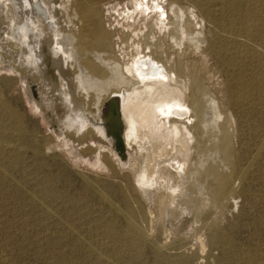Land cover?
I'll list each match as a JSON object with an SVG mask.
<instances>
[{
  "label": "rangeland",
  "instance_id": "obj_1",
  "mask_svg": "<svg viewBox=\"0 0 264 264\" xmlns=\"http://www.w3.org/2000/svg\"><path fill=\"white\" fill-rule=\"evenodd\" d=\"M60 1L53 0L57 7ZM169 1L98 5L109 28L129 35L125 59L156 45L233 118L235 194L220 214L202 215L201 224L184 215L169 236L158 226L151 230L128 167L91 164L102 160L107 143L75 141L56 114L34 106L43 103L27 92L31 83L39 92L34 71L22 66L19 74L10 59L0 60V264H264V0L239 6L236 0H173L180 23L203 39L192 48L186 41L177 46L161 25ZM1 20L0 35L8 26ZM199 233L203 251L195 242Z\"/></svg>",
  "mask_w": 264,
  "mask_h": 264
},
{
  "label": "bare ground",
  "instance_id": "obj_2",
  "mask_svg": "<svg viewBox=\"0 0 264 264\" xmlns=\"http://www.w3.org/2000/svg\"><path fill=\"white\" fill-rule=\"evenodd\" d=\"M99 1L61 0L57 7L53 0H0L8 25L0 35V60L10 59L14 72L22 66L34 71L39 92L32 83L27 92L43 103L32 104L45 115L56 114L75 141L98 137L107 143L102 160L91 164L127 166L151 230L158 226L169 236L184 215L198 223L202 215L220 214L235 194L234 120L186 67L156 45L147 43L126 60L129 35L108 27ZM168 10L160 22L172 42L199 46L201 34L180 23L178 4L170 0ZM204 224L215 228L213 222ZM204 235L195 234L202 251Z\"/></svg>",
  "mask_w": 264,
  "mask_h": 264
}]
</instances>
